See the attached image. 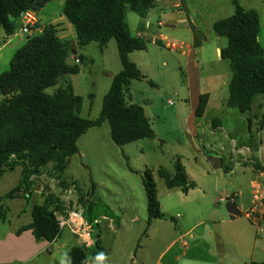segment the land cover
Masks as SVG:
<instances>
[{
	"label": "trees",
	"instance_id": "16d2710c",
	"mask_svg": "<svg viewBox=\"0 0 264 264\" xmlns=\"http://www.w3.org/2000/svg\"><path fill=\"white\" fill-rule=\"evenodd\" d=\"M155 2L65 0L62 16L73 28L75 43L59 38L58 25L49 24L15 51L9 69L0 74V178L17 167H21L22 172L17 186L0 196V226L9 224L7 201L21 194L28 203L33 179L40 176L48 165L52 164L51 171L58 179L62 177L68 160L78 153L79 138L90 129L108 123L110 138L118 147L154 137V130L143 108L128 100L130 83L146 79L130 61L129 55L145 51L147 41L130 34L127 13H134L143 19ZM230 2L232 15L212 24L213 33L227 40L226 47L219 52L220 58L228 60L230 65L225 105L255 121L257 130L262 131L264 105L257 104V99L264 97V48L258 41L259 15L254 9L241 7L239 0ZM48 3L49 0H0V27L4 34L7 37L15 34L23 12L31 10L38 14ZM112 40L116 43L121 70L112 77L95 120L80 117L83 100L74 94L70 84L59 87L52 95L45 92L63 76L79 73V66L67 63L70 55L90 43H96L102 51ZM79 59L82 61V58ZM89 97L92 98V95ZM206 103L207 96H201L195 110L197 118L203 115ZM248 137L252 167L255 171L264 172L256 158L259 147L253 133ZM158 175L167 189L179 188L186 194L196 187L188 180L178 160L174 173L160 167ZM143 188L147 215L143 235H146L151 222L165 219V215L161 212L149 169L144 171ZM93 193L92 187L89 194ZM62 205L52 194L45 195L41 204L32 205L31 223L21 226L15 234L30 230L37 242H53L59 236L53 211L63 210ZM94 209L98 211L97 215H93ZM103 209L98 200L95 203L89 201L86 213L83 208L84 217L92 222L105 214ZM93 248L96 252L100 251L98 241ZM88 256V249L74 247L66 254L65 260L67 264H87ZM250 264H264V261Z\"/></svg>",
	"mask_w": 264,
	"mask_h": 264
},
{
	"label": "crops",
	"instance_id": "0c3cea01",
	"mask_svg": "<svg viewBox=\"0 0 264 264\" xmlns=\"http://www.w3.org/2000/svg\"><path fill=\"white\" fill-rule=\"evenodd\" d=\"M53 1L49 0L47 5ZM64 2L65 0H61L62 8ZM239 3L244 9H254L258 12L260 20L258 41L264 48V0H239ZM47 5L37 14V26L40 31L46 26L41 25V20ZM227 5L223 6L220 0H201L198 6L192 8L184 0H156L149 14L143 19L140 18L138 23L135 21L134 34L129 28L132 36L142 37L147 41L145 51L133 52L129 59L142 72V65L149 63L150 58L147 57L149 52L159 54L156 49H168L166 45L169 42L183 43L187 46L184 51L168 50L174 55L169 58L160 57L151 66L152 69L167 71L171 68L174 71L176 65L180 72H184L185 86L175 94L184 102L180 111L186 110V115L185 117L180 115L179 122H174L173 126L180 131L182 142L188 141L202 157L210 161L221 159L227 162L223 165L215 163L220 166L216 168V172L223 171L228 177L238 167L251 166L246 163L251 161V151L248 147L249 137L246 140L241 138L240 125L245 116L237 111L238 116L233 118L236 122L235 127H230L229 113L232 112L228 109L232 108L225 105L228 95H217L221 85L229 86L230 75L227 71L221 72L220 68H214L216 63L222 61L219 56L220 49L225 48L227 44L220 45L222 38L213 33L212 24L232 15L231 2ZM222 10H225L226 15L214 18V14ZM49 24L58 25L59 38L75 43L73 28L62 15L49 21L47 25ZM163 29L169 30L177 40L165 36L162 33ZM15 35L7 37L3 34L0 37L3 43L0 49L12 44V37ZM112 41L102 50L106 51ZM141 53L144 55L141 56ZM200 63L210 67L203 69ZM114 75L112 74V77ZM203 95L207 96V103L203 115L197 118L195 110ZM128 100L134 103V97L130 94ZM209 116L211 119H208ZM211 153H214V156L211 157ZM256 157L259 158V152ZM256 172L260 176L264 175V172ZM190 192L200 193L201 198L197 201L195 209L188 214L180 215L176 225L172 224V228L158 224L159 221H166L165 217L153 220L146 235H143L147 215L146 220L139 219L138 215H131L132 229H117L114 226L115 222L106 215L98 217V219L103 217L97 225L99 235L95 239L98 241L100 251L88 249L90 253L87 264H250L253 261H264V237L257 233L261 232L264 208L261 209L262 218L258 222L243 215L251 206L252 196L246 202L244 197H239V193H230L226 198V211L220 212L219 207L213 210L205 208L203 201L205 194L200 187L196 185L185 195H190ZM29 196L28 203L21 194L7 201L16 200L18 205L15 214L10 217V204H6L9 224L0 226V264H67L66 254L72 248L79 247V243L71 234L62 240L61 232L50 243L37 242L30 230L15 234L21 226L31 223L32 205L42 203L37 200L34 191ZM104 221H107L105 234L101 229ZM62 256L64 262L59 259Z\"/></svg>",
	"mask_w": 264,
	"mask_h": 264
},
{
	"label": "rangeland",
	"instance_id": "374dc122",
	"mask_svg": "<svg viewBox=\"0 0 264 264\" xmlns=\"http://www.w3.org/2000/svg\"><path fill=\"white\" fill-rule=\"evenodd\" d=\"M184 1L192 8L201 2V0ZM220 2L223 6L230 4V0H220ZM60 15H62L61 0H54L43 10L41 25H47L49 21L57 19ZM224 15H226L225 10H222L214 14V18H221ZM135 21L138 23L140 17L131 12L127 13V22L132 34H134ZM162 31L169 39L177 40L169 30L163 29ZM3 34L0 27V37ZM25 41L26 37L16 31V35L12 37V44L0 49V74L9 69L13 54ZM110 44L106 51H101L96 43H90L84 49L70 55L67 58V63L79 66V73L63 76L54 87L46 89L45 92L52 95L59 87L70 84L74 94L83 100L80 117L95 120L100 114L102 99L109 89L112 74L121 70L116 43L113 40ZM226 44V38H222L220 45L225 46ZM2 45L0 38V47ZM156 50L159 54L149 52L147 55L150 58L148 59L149 63L145 66L142 65L141 73L146 76V79L132 81V85L129 87V94L134 97V103L141 105L149 118L155 133L154 137L118 147L110 138L108 123H103L99 128L90 129L79 138L78 153L68 160L67 168L60 179L52 173V164L43 169L40 176L33 179L32 192L34 191L38 201L42 202L43 197L48 194H52L60 200L64 197L65 191L74 186L75 193L72 199L79 201L85 213L89 201L95 203V200H98L103 205V212L106 216L115 222V228L132 229L131 215H138L139 219L146 220V194L143 180L144 171L149 169L156 185L161 211L167 218L166 221H159L158 224L172 228V224L176 225L180 215L188 214L195 209L197 201L201 198L200 193L197 192H190L191 194L187 196L179 188L167 189L159 177L160 167L174 173L177 160L184 168L188 180L200 187L205 194L203 201L207 210L219 207L220 212L226 211V201L219 203L218 199H226L230 193L235 192L248 202L253 192L252 182L260 184L261 193L264 196V175L260 176L258 172L254 171L251 167L253 166L252 161L246 162L251 165L249 167H238L234 170L232 168L233 173L227 177L223 171L216 172V168H220V166L215 163L223 165L227 162L221 159L210 161L196 153L188 141L182 142L180 131L173 124L176 121L179 122L180 115L181 117L186 115V110L180 111L184 102L180 100V96L175 94L185 86V74L180 72L176 65L174 71L171 68L167 71L152 69L151 64L156 63L160 57L169 58L174 55L168 51L169 49L159 48ZM142 55L144 53H141ZM79 58H82V61ZM74 59H78L79 62L75 63ZM200 66L203 69L210 67L203 66L201 63ZM214 68H220L221 72L227 71L230 75L228 60L222 59L220 63L215 64ZM90 95L92 98L89 97ZM217 95H228V87L221 85ZM257 103L264 105V97H259ZM228 110L232 112L229 113V126L235 127L236 122L233 118L237 117L238 113L234 109ZM208 119L211 117L209 116ZM245 119L241 122L240 130L241 138L246 140L249 134ZM252 124L254 141L259 147V158H256L260 166L264 168V132H261L259 137H255L254 133H258V130L256 123ZM160 134L164 136H160ZM210 155L212 157L214 153ZM21 172L22 168L17 167L2 176L0 196L16 187ZM92 187L94 193L90 195ZM8 203L10 204V217H13L18 201ZM262 208H264V201H262ZM93 214L97 215L98 211L94 209ZM106 224L107 221L102 224L103 234H105ZM260 226L261 232L257 233L260 237H264V220ZM92 233L95 237L99 235V226H95ZM69 234L68 230L64 229L62 240H65ZM89 253L90 251H88ZM59 259L64 262L63 256Z\"/></svg>",
	"mask_w": 264,
	"mask_h": 264
},
{
	"label": "built area",
	"instance_id": "2783aa9c",
	"mask_svg": "<svg viewBox=\"0 0 264 264\" xmlns=\"http://www.w3.org/2000/svg\"><path fill=\"white\" fill-rule=\"evenodd\" d=\"M18 21L20 25L16 31L18 34L25 36L26 40L40 33V30L37 27L38 16L36 12L27 10L21 14ZM158 25H161V23H158ZM166 46L171 51H184L187 49V46L183 43L169 42ZM74 62L78 63L79 60L74 59ZM261 132H264V130L254 133L255 137H259ZM251 188L253 189L251 206L247 211L243 212V215L249 220L258 222L262 218L261 209L264 196H262L259 183L252 182ZM74 193V186L66 190L64 197L60 199L63 203V210L53 211L58 225V232L60 234L64 229H67L68 232L77 240L79 247L90 249L94 247L96 242L95 239L97 237L94 236L92 231L94 227L99 224V220L103 219V217L95 219L92 222H88L84 217L82 206L76 199H72ZM218 201L221 203L225 202L226 199L219 198Z\"/></svg>",
	"mask_w": 264,
	"mask_h": 264
},
{
	"label": "water",
	"instance_id": "95a60500",
	"mask_svg": "<svg viewBox=\"0 0 264 264\" xmlns=\"http://www.w3.org/2000/svg\"><path fill=\"white\" fill-rule=\"evenodd\" d=\"M245 121H246V124H247V133L251 134V132H252V129H251L252 128V121L250 119H248V118H246Z\"/></svg>",
	"mask_w": 264,
	"mask_h": 264
}]
</instances>
